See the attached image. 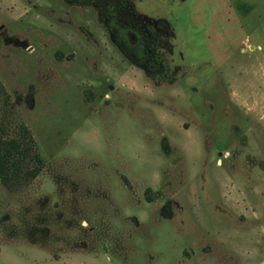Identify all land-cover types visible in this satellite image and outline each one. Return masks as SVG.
<instances>
[{
	"label": "rangeland",
	"instance_id": "374dc122",
	"mask_svg": "<svg viewBox=\"0 0 264 264\" xmlns=\"http://www.w3.org/2000/svg\"><path fill=\"white\" fill-rule=\"evenodd\" d=\"M0 140V264H264V0H0Z\"/></svg>",
	"mask_w": 264,
	"mask_h": 264
},
{
	"label": "trees",
	"instance_id": "16d2710c",
	"mask_svg": "<svg viewBox=\"0 0 264 264\" xmlns=\"http://www.w3.org/2000/svg\"><path fill=\"white\" fill-rule=\"evenodd\" d=\"M25 137L30 136L29 131L24 129ZM30 144H33L32 138L29 137ZM32 147L26 143L21 144V142L11 140L5 145L2 140H0V178L5 180L8 179L11 168L19 167L18 160H24L26 153L30 152ZM22 157V158H21ZM34 162L37 166L26 172L31 178H35L41 171L42 160L38 154L33 155ZM20 168V167H19Z\"/></svg>",
	"mask_w": 264,
	"mask_h": 264
}]
</instances>
